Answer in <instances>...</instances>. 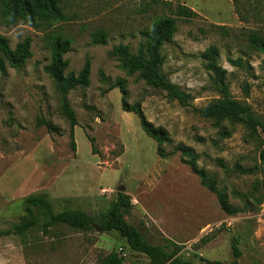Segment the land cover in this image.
Returning a JSON list of instances; mask_svg holds the SVG:
<instances>
[{
    "label": "rangeland",
    "instance_id": "obj_1",
    "mask_svg": "<svg viewBox=\"0 0 264 264\" xmlns=\"http://www.w3.org/2000/svg\"><path fill=\"white\" fill-rule=\"evenodd\" d=\"M178 5L198 17L179 19ZM61 6L65 21L32 27L22 20L9 24L0 0V36L12 49L32 40L24 66L0 72V230L35 217L31 231L0 237V264H96L111 253L123 264H150L117 232L56 225L44 233L49 214L30 212L25 204L30 196H44L54 213L82 210L100 225L120 190L133 203L126 220L153 244L168 239L182 246L177 257L184 264H264V55L249 41L252 33L264 38V0H62ZM162 17L176 18L178 30L162 48L161 71L191 95L186 107L110 55L119 45L137 55L144 32ZM100 30L107 33L106 44L92 41ZM57 35L71 40L66 74L78 75L87 61L91 65L89 85L68 95L77 117L76 150L61 94L45 72ZM211 46L219 49L231 97L250 108L256 129L217 125L199 115L220 97L203 57ZM238 59L242 68L230 63ZM119 80L125 82L127 105H139L145 119L166 132L165 158L140 118L125 111ZM178 146L191 149L209 182L225 192L231 215L183 162ZM207 237L211 241L202 244ZM234 240L242 254L238 260Z\"/></svg>",
    "mask_w": 264,
    "mask_h": 264
},
{
    "label": "trees",
    "instance_id": "obj_2",
    "mask_svg": "<svg viewBox=\"0 0 264 264\" xmlns=\"http://www.w3.org/2000/svg\"><path fill=\"white\" fill-rule=\"evenodd\" d=\"M61 2L62 0H4L3 14L9 24L22 20L32 27L40 26L42 23L65 21L66 16L63 13ZM175 15L179 19L186 21L198 17L196 12L182 5L176 7ZM177 23L176 18L162 17L155 21L149 30L144 32L143 35L146 38V42L140 48L137 55L132 54L129 48L124 45L113 48L110 55L117 57L122 68L127 70L128 73H138L149 86L166 92L170 100L177 101L180 105L186 107L192 100L191 95L181 90L179 86L169 82L161 71L165 63L162 48L176 34L178 30ZM92 41L94 44H106L107 33L102 30L96 32L92 36ZM249 41L257 51L264 55V38L257 33H252L249 35ZM31 44L32 40L28 37L19 43L15 49H12L7 39L0 36V52L2 54L0 55V72L5 75L8 65L16 69L22 68L26 61L32 57ZM70 46L71 40L62 36L57 35L51 38L52 61L45 67V72L56 83L61 94V111L70 123L71 145L76 150L75 127L77 126V117L68 95L71 90L77 87H87L89 85L91 65L90 61H87L78 75L75 73L66 74L69 63L64 58V55L68 52ZM203 57L207 61L206 69L214 76L220 97L199 109V115L213 120L217 125L222 123H228L232 126L244 124L251 129H256L258 122L252 117L250 108L246 104L233 99L230 95L229 87L225 84L227 71L218 64L220 59L219 49L216 46H211L205 51ZM230 63L236 67H243L241 59L230 60ZM124 84L123 80H119L116 85L122 90L125 111L132 112L140 118L147 136L158 144V155L161 158H165L166 154L162 149V145L170 142L166 132L161 129H155L145 119L139 105L132 107L127 105V90ZM176 151L181 153L183 162L199 177L201 183L216 195L223 211L231 215L233 210L225 192L219 190L214 182H209V175L204 169H200L197 166V160L192 150L178 146ZM261 160L264 167V151L261 154ZM25 204L28 206L30 212H32L30 209L36 208L49 214L48 220L42 227L44 233H49L50 228L56 225H65L73 230L82 232H91L96 229H99L101 233L117 232L127 242L132 251L145 255L149 259L150 264H184L177 257L182 246L168 239H165L162 244H153L142 231L126 220V217L131 215L133 209L131 197L126 193L119 192L117 194L116 200L112 203L107 214L102 218L100 225L96 224L97 219L94 216L82 210H65L54 213L52 204L44 196H30L25 199ZM34 218L33 215L31 219H27L20 224H15L7 230H0V237L25 234L31 231L35 227ZM209 241H211V238L207 237L203 238L201 243L206 244ZM232 252L236 260L242 255L236 240L232 244ZM96 264H123V258L117 253H111L100 257ZM232 264H236V262Z\"/></svg>",
    "mask_w": 264,
    "mask_h": 264
},
{
    "label": "water",
    "instance_id": "obj_3",
    "mask_svg": "<svg viewBox=\"0 0 264 264\" xmlns=\"http://www.w3.org/2000/svg\"><path fill=\"white\" fill-rule=\"evenodd\" d=\"M119 192H122L123 193V190H120Z\"/></svg>",
    "mask_w": 264,
    "mask_h": 264
}]
</instances>
